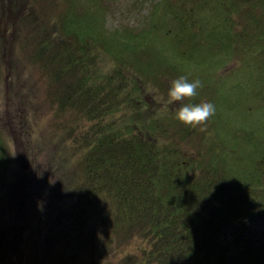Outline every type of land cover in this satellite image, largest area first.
<instances>
[{"label": "trees", "instance_id": "obj_1", "mask_svg": "<svg viewBox=\"0 0 264 264\" xmlns=\"http://www.w3.org/2000/svg\"><path fill=\"white\" fill-rule=\"evenodd\" d=\"M8 1L0 36L17 32L22 56L45 74L52 102L70 115L61 137L77 161L32 201L30 215L50 220L40 250L72 257L47 264H231L233 242L239 264H264V0H155L143 22L119 28L107 24L110 0H14L13 31ZM10 53L13 62L0 51V94L5 66H24ZM180 75L203 87L168 103ZM205 99L216 105L207 121L176 117L181 103ZM22 134L25 154L36 155L35 132ZM45 153L47 164L57 159ZM10 155L0 128V174ZM9 231L0 223V258L19 250Z\"/></svg>", "mask_w": 264, "mask_h": 264}, {"label": "rangeland", "instance_id": "obj_2", "mask_svg": "<svg viewBox=\"0 0 264 264\" xmlns=\"http://www.w3.org/2000/svg\"><path fill=\"white\" fill-rule=\"evenodd\" d=\"M9 1H12V4L5 5L8 15H4V19L8 18L11 24L10 29L13 31L17 28L15 23L17 20L19 21L21 14L18 6L13 3L14 0ZM154 1L110 0V9L107 16L108 26L110 28H119L143 22ZM6 2L7 0L4 3L6 4ZM45 5L44 1L37 3L38 8H43ZM2 14L0 9V16ZM247 20H244L243 13L238 16V21L241 23L247 22ZM1 26L0 24V28ZM2 31L6 32L4 29ZM14 33H7V36L1 34L0 36V42L3 46V49L0 48V51L6 53L9 62H13L11 58L12 54H9V50L12 52L18 51V54L23 55L21 48L15 45L17 34ZM21 61L24 65H22L23 70L16 64V73L10 72L9 67L5 66L4 70L9 72V74L3 75L1 83L0 128L3 129L10 143L11 155L6 170L0 174V223L14 232L15 235H18L17 245L19 250L12 251L13 254H5L0 258V264H47L48 259L68 261V258L72 261L71 253H66L62 247L61 251L58 252L53 245H50L49 254L47 250H40L38 246L48 243L47 238L50 236L49 234H45V240L39 239L38 229L41 223L45 226L48 223L49 228L50 220L45 217L43 211H37L30 215V210L33 209L32 201L33 199L35 201L38 198L36 196L39 195L37 190L41 189V192L42 190L47 191L49 189L48 185L58 180L65 181L67 177L66 173L68 174V170H71L70 165L77 162L71 155L72 145L64 142L61 137V128L69 124L67 119L70 118V115L59 111L57 105L52 102L48 93L47 78L40 70V67L32 63L26 56H22ZM17 72H20L21 75L19 76ZM8 76L14 77L13 88L12 84L8 86L10 83ZM7 92H11L14 98H8ZM11 101L13 105H10L11 108H9L8 104ZM23 106L25 108L21 110L22 115L17 116L16 111ZM14 115L16 118H14ZM28 130L35 132V139L40 143V150H43V152L36 150V155L34 156L29 154V152L25 154V148H23L26 145L24 140L29 138L24 137L26 139L23 138V140L19 138V136H25L22 133ZM45 151L53 153L57 159L55 160L54 158L53 163L47 164L50 159H44L46 157ZM62 151L65 154L67 152L68 155L66 157L63 155L64 157L60 158L59 153H62ZM15 190L19 192L20 196L21 194L23 196L19 199H13L12 194ZM31 192H33L32 197L27 198ZM16 197H18V194H16ZM29 198L30 201H27ZM6 204H9L10 207L7 208ZM15 235L12 234V237ZM67 244L69 246V243ZM34 245L38 247L36 251L34 250ZM232 246L233 253L230 262L231 264H239L240 256L237 242H233ZM34 257L36 261L39 259L38 263L34 262ZM88 259H90L89 263L91 264L93 259L91 257H88ZM105 259L108 260V257ZM9 261L11 262L9 263ZM110 261L117 263L118 259L114 258Z\"/></svg>", "mask_w": 264, "mask_h": 264}, {"label": "clouds", "instance_id": "obj_3", "mask_svg": "<svg viewBox=\"0 0 264 264\" xmlns=\"http://www.w3.org/2000/svg\"><path fill=\"white\" fill-rule=\"evenodd\" d=\"M201 87H203L201 80H190L187 75H180L171 81L167 102L184 101L185 98L195 97L198 94L197 90ZM215 112V103L205 99L199 103H181L176 111V117L190 126H196L207 121Z\"/></svg>", "mask_w": 264, "mask_h": 264}]
</instances>
